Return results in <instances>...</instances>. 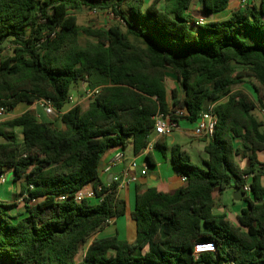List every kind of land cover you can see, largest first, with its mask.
<instances>
[{"label":"trees","instance_id":"1","mask_svg":"<svg viewBox=\"0 0 264 264\" xmlns=\"http://www.w3.org/2000/svg\"><path fill=\"white\" fill-rule=\"evenodd\" d=\"M195 1L211 16L232 0H164V7L158 0L147 7V0H0V108L10 114L46 100L66 127L55 129L31 110L0 123V176L11 171L22 182L25 208L18 214L17 204L0 202V264H264V129L256 103L233 92L255 80L264 109V0L203 25L188 17ZM81 9L110 11L121 25L81 29L73 13ZM81 31L96 41L82 46ZM8 42L12 54L3 56ZM169 75L182 95L169 94ZM81 81L101 86L100 93L87 108L62 113ZM209 104L218 122L204 140V167L173 147L172 166L186 180L174 192L153 187L137 195L136 240L95 237L127 211L116 186L100 183L103 155L130 144L139 155L158 113L172 105L195 123ZM154 147L166 156L165 137ZM147 161L154 165L149 154ZM87 185L103 187L98 204L75 201ZM245 185L251 192H242L238 225L214 214L217 193ZM199 244L216 251L196 255Z\"/></svg>","mask_w":264,"mask_h":264},{"label":"crops","instance_id":"2","mask_svg":"<svg viewBox=\"0 0 264 264\" xmlns=\"http://www.w3.org/2000/svg\"><path fill=\"white\" fill-rule=\"evenodd\" d=\"M239 2L240 0H232L229 8L226 11L211 15V19H206V15H204L202 11L201 4L196 1L195 3L197 4L195 5V3H193L190 10L188 11V17L194 20L204 19L206 22L227 20L231 17L233 11L239 8ZM88 88L101 89L102 87L98 86L92 88L89 87L88 83H86L84 93L85 90ZM77 104H79V101L77 102L75 100L74 106H76ZM33 107H40L43 110L40 105L34 104L32 106H29V109H26L24 112L28 110L33 111ZM73 107L67 104L66 108L62 113L67 112ZM17 109L18 111H21V107H18ZM16 110L14 111L15 113ZM24 112L20 113L18 116H20ZM33 112H36L35 114L37 115L40 121L52 122L55 129L63 131L66 130L65 125L61 122V120L58 119L59 115L57 116V119L55 121H51L50 119L43 120V117L38 115L37 111ZM15 113L12 116L11 113L8 114V119L18 117ZM194 127L195 124L189 122L188 120L184 119L180 121L179 128L171 136L165 137L167 146L166 156L161 150L155 148L154 144L149 146L139 155H134L133 147L131 144L128 145L126 149H122L120 147L110 149L103 155L99 170L100 183L103 187H109L110 185L116 186L117 197L120 200L126 202L127 211L124 216L112 220L108 227H106V229H104L103 231L99 232L96 237L107 238L117 235L120 240H124L130 243L136 240V224L132 219V212L135 209L137 195L144 193L148 188L153 187L167 189L170 192H174L183 185L182 177L177 174L176 170H174L171 163L172 149L175 146H179L181 148V151H183L187 157V152L179 140L185 137H193ZM158 138L159 137H156L154 135L152 137V141L155 143ZM168 139H171L169 143L167 142ZM201 141L205 143L203 146L205 148L207 143L204 140ZM236 144H239V142H236ZM120 152L123 153L124 160L113 168H111L110 171H105V168L108 165L109 161ZM148 154L150 155L151 160L154 163L153 166H150L148 164ZM258 157L260 162L264 164V152L259 153ZM134 164L136 165L135 167ZM239 164H241V167H245L247 165V162L245 160L242 161L240 159ZM143 171H146V174H142ZM6 174L8 175L9 179L4 184L0 183V202L5 204H17V208L13 209L15 213L24 214L25 208L20 202L19 196L21 192L22 182L15 183L12 179L11 171H7ZM126 174H128V177L126 176ZM132 176L136 177L135 182L129 181L130 177ZM115 178H119V182H114ZM236 191L237 190L232 189L233 200L236 202L232 207H228L224 204V197L222 196L223 193H217L216 206L213 210L214 214L216 215H225L226 218L234 225H238V215L241 213V210L246 207V203L243 200V197H241L239 194H236ZM100 201L101 200H92L94 204H98ZM200 246L201 249L197 250V255H200L205 252H213L215 250L214 246L212 245Z\"/></svg>","mask_w":264,"mask_h":264},{"label":"rangeland","instance_id":"3","mask_svg":"<svg viewBox=\"0 0 264 264\" xmlns=\"http://www.w3.org/2000/svg\"><path fill=\"white\" fill-rule=\"evenodd\" d=\"M155 0H147V3L145 7L150 5ZM159 6L164 7L165 2L164 0H158ZM196 2V1H195ZM194 2V3H195ZM259 0H256V3H258ZM197 3H195L196 5ZM77 18H78V25L81 27V29H92V30H107L109 27L113 25H121V22L119 19H117L112 12L110 11H95V10H89V9H81L78 11L73 12ZM211 19L210 16H206V19ZM80 44L82 46H85L87 41H96L95 38L88 37L83 31L79 34ZM13 44L11 42H8L6 44V51L4 52L3 56H9L12 54ZM86 83L81 81L78 85L74 86L71 96L75 97V100L78 102L79 105H81L83 108H87L89 100L84 98V88ZM166 85L169 91V94L171 95L172 90H176L179 95H182V91L180 89V86L178 82L176 81V78L172 75H169V77L166 78ZM254 85L257 86V82L255 80H244L243 83L237 84L233 87V92L241 91L245 93L251 100H253L256 103V110L254 111V116L259 120L262 121V116L260 111L263 109L261 105L258 102V95L255 92ZM21 111L19 112L18 109L16 110V113L13 111L11 112V116L14 115V113L18 116L20 113L24 112L26 109H29L27 105H21ZM33 111H37L38 115L43 117V120H51L55 121L57 119V116H47L43 110L40 107H33ZM36 113V112H35ZM41 117V119H42ZM9 116L6 114L5 118L0 121H5L8 119ZM16 133L18 136V140L20 142L23 141V135L21 128L16 129ZM171 139H168L167 142L169 143ZM181 144L184 146L186 152H187V158L191 164H194L199 167H204V160L207 159V154L204 151V142L199 140L196 137H185L183 139L179 140ZM207 143V142H206ZM9 179V178H8ZM222 196L224 197L223 201L224 204L228 207H232L236 202L233 200V192L232 188L227 189L223 192ZM96 237V236H95ZM84 249L81 250L78 260H81L84 257L85 251Z\"/></svg>","mask_w":264,"mask_h":264},{"label":"built area","instance_id":"4","mask_svg":"<svg viewBox=\"0 0 264 264\" xmlns=\"http://www.w3.org/2000/svg\"><path fill=\"white\" fill-rule=\"evenodd\" d=\"M256 2V0H240L239 2V9H244L250 4H253ZM206 21L204 19L197 20V24L203 25ZM100 88L91 89L88 88L85 90L84 98L94 99L97 97V95L100 93ZM75 98L70 95L68 98V104L72 107L74 106ZM37 105H40L45 114L47 116H58L59 114L54 109L53 105L46 100H40L37 103ZM262 116V124L264 129V109L260 111ZM7 114V110L5 108H0V121L5 118ZM188 116V112L185 109L181 108H175L172 105L169 107L167 112L158 113L155 117H153V120L155 122V127L153 130V133L156 137H169L171 136L178 128L179 123L181 120H186V117ZM218 122V117L215 113V104H209L206 106V108L203 110V112L200 114L197 121L194 123L195 127L193 130V136L200 139V140H209L213 137L216 126ZM154 144V142L151 140V143L149 146ZM124 160L123 153L116 154L108 163V165L105 168V171H110L111 168L119 164L121 161ZM136 165L134 164V167ZM142 174H146V171H143ZM128 177V174H126ZM8 180V175L5 173L0 176V183L4 184ZM186 178L182 177V181L185 182ZM129 181H136V177L132 176L130 177ZM114 182H119V178H115ZM30 189H33V186H30ZM103 190L102 186L95 187L94 185H87L84 187L80 192H78L75 196V201L82 202L85 200H102L100 197H98V194L101 193ZM241 192H244L246 194H250L251 189L249 185H245L240 189ZM26 198L29 200L30 204H36L38 202V199H30L26 195ZM24 197L20 199V202H23ZM61 200H65L66 196H61ZM200 245H212L214 246L216 251V246L214 244H199L196 246V253L197 250H200ZM198 247V248H197ZM197 255V254H196Z\"/></svg>","mask_w":264,"mask_h":264},{"label":"water","instance_id":"5","mask_svg":"<svg viewBox=\"0 0 264 264\" xmlns=\"http://www.w3.org/2000/svg\"><path fill=\"white\" fill-rule=\"evenodd\" d=\"M236 194H239L241 197H243V194H242V192H241V191H239V190H237V191H236ZM235 199H236V197H235Z\"/></svg>","mask_w":264,"mask_h":264}]
</instances>
